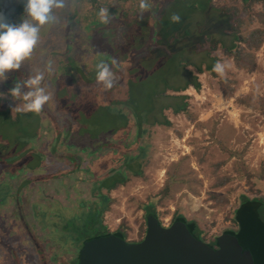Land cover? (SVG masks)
Masks as SVG:
<instances>
[{"label": "rangeland", "instance_id": "374dc122", "mask_svg": "<svg viewBox=\"0 0 264 264\" xmlns=\"http://www.w3.org/2000/svg\"><path fill=\"white\" fill-rule=\"evenodd\" d=\"M108 1L66 0L63 9L53 10L56 21L41 27L31 58L0 81V93L9 97L7 102L0 101V264H52L50 248L42 234L35 233V223L38 230L45 225L55 229L58 241L71 245L108 231L96 213L84 223L72 219L76 206L64 210L66 194L76 197L78 212L93 207L89 203L95 196L90 192L93 179L99 181L102 171L116 165V148L109 152L111 156L106 157L107 150L102 149L96 159L79 158L77 154L89 142L94 141L92 147L107 144L111 149L110 141L120 136L126 141L119 145L129 147L121 155L136 153L138 157L146 152L140 177L128 172L126 184L108 193L103 190L109 198L104 222L111 230L121 225L129 235L135 234L143 223L142 206L152 201L162 225L182 214L197 222L201 237L209 241L230 228L226 225H234L233 211L240 195L264 197V44L254 52L253 72L237 69L220 45L213 53L228 65L223 75L217 73L234 89L233 97L226 98L217 79L198 73L196 67L204 68L209 62L206 37L224 46L231 44L227 16L211 9L207 0H122L113 8H108ZM13 3L0 0V14ZM102 8L110 14L108 23L92 28L89 20H100ZM173 15L180 16L178 23L172 22ZM26 18L21 15L11 23ZM81 26L90 30L80 32ZM99 63L114 73L111 88L97 82ZM184 64L197 75L200 91L188 87L182 93L167 91L168 96H162L165 88L188 79ZM38 72L44 74L42 86L51 99L40 113H25L18 110L23 107L22 98H13L10 92ZM175 95L188 96V112L175 115L164 110L179 101ZM119 111L126 119L120 120ZM163 112L171 127L158 123L163 121ZM136 115L146 131L139 146H133L140 131L136 122L131 125ZM63 148L68 149L65 155ZM53 150L58 156L52 157ZM138 169L136 160L126 168ZM64 171H68L65 176L49 180ZM18 178L23 184H15L5 209L7 187ZM36 180L40 197L63 200L65 205L42 206L48 213L62 214L60 225L39 213L34 196L23 193V185L35 190ZM168 184V196L156 197Z\"/></svg>", "mask_w": 264, "mask_h": 264}, {"label": "trees", "instance_id": "16d2710c", "mask_svg": "<svg viewBox=\"0 0 264 264\" xmlns=\"http://www.w3.org/2000/svg\"><path fill=\"white\" fill-rule=\"evenodd\" d=\"M95 1V0H94ZM224 2L220 5H216L214 0H207L208 5L211 9L220 11L223 15L228 17V28L226 33L232 37V42L229 46H224L221 44L220 41H213L211 42L210 37L205 38V44L209 45L207 50L209 62L204 66V68L196 67V71L198 73H206L212 77H215L217 81L222 85V89L226 98L233 97L234 89L230 88L228 84L225 82H229L227 79L219 78L217 73L213 71V66L220 62V59L213 55V53L217 50L218 46L220 45L224 51V55L227 58L233 60L234 66L239 70H246L248 72H253L255 69V59H254V52L258 51L262 45L264 44V0H223ZM95 6V5H94ZM258 6L259 10L254 11V7ZM99 9V7H96ZM25 15V8L23 2L16 10V12L11 15L10 17L6 18L4 21L7 23H11L15 17ZM182 68L187 71L188 79L178 85L177 87H172L170 89H166L160 93L162 96L166 95L167 91H172L175 93H182L188 87H193L196 91H200L201 84L197 75L188 68V65H182ZM192 79V80H191ZM188 98L187 95H175V99H179L178 102H175L174 105H167L164 107L165 109H170L173 114H181L188 112V102L186 99ZM237 102H242V98L236 99ZM163 110V111H164ZM111 112V111H110ZM120 112V111H119ZM163 121H158L160 125L171 127V121L162 113ZM120 120L126 119L123 113H119ZM135 117V116H134ZM136 121H132L131 125L134 126V123H137V127H139L140 131L137 134L136 141L133 146L139 144L142 136L146 133L145 129L142 127L143 124L139 122L138 117H135ZM138 132V131H137ZM129 139V138H128ZM104 140V139H103ZM116 140V143H115ZM121 140L126 141L125 138H121L120 136L114 137L112 140V144L110 141L111 149L106 148L105 146H97L95 145V149L97 150H107V156H111L109 154L110 151L116 148V156L114 157L113 165H119V162H123V168L126 169L128 163H132L133 160L138 159V157H123L120 155V151L123 146L119 145ZM94 143V141L92 142ZM91 142H89L88 146H84V148H90L92 146ZM100 147V148H99ZM113 151V152H114ZM102 157V156H101ZM117 161V162H116ZM130 161V162H129ZM115 166V165H114ZM121 167V166H119ZM110 168V167H109ZM116 168V167H114ZM118 168V167H117ZM103 173V174H102ZM101 175L99 176V184L101 188H106V190L111 191L117 188L119 185H124L128 181V177L124 174V172L113 168L106 169V171H102ZM133 175L135 177H139L142 175L140 170L133 171ZM104 183H102V182ZM106 181V182H105ZM111 182V183H110ZM226 181L222 182L224 184ZM169 192V184L166 185L165 188L161 189L156 197L160 196L161 200L163 197L168 196ZM159 199V200H160ZM152 203V201H151ZM148 207L146 206L147 211L152 212L156 215L155 205L156 203H152ZM101 212V211H100ZM101 213H98L97 217L100 216ZM93 214L91 216H84V218L89 219L90 221L93 218ZM184 220L190 227L192 233L196 235H200L199 230L200 226L195 221H189L186 219L185 216L182 214H176L174 216V220ZM233 223L237 228L235 231L226 230L225 233H230L237 236L240 244L245 249L254 248L256 243H259L264 240V197H248L247 195H240L239 196V204L233 211ZM85 221V220H83ZM101 223V219H100ZM101 234V233H100ZM197 237V236H196Z\"/></svg>", "mask_w": 264, "mask_h": 264}, {"label": "water", "instance_id": "95a60500", "mask_svg": "<svg viewBox=\"0 0 264 264\" xmlns=\"http://www.w3.org/2000/svg\"><path fill=\"white\" fill-rule=\"evenodd\" d=\"M22 0H14L2 18L13 15ZM14 85H9L13 88ZM141 242L128 243L109 233L84 242L78 264H264V240L245 249L237 236L224 233L216 238L217 248L198 239L184 220L163 227L156 215L146 219Z\"/></svg>", "mask_w": 264, "mask_h": 264}, {"label": "clouds", "instance_id": "9594fccd", "mask_svg": "<svg viewBox=\"0 0 264 264\" xmlns=\"http://www.w3.org/2000/svg\"><path fill=\"white\" fill-rule=\"evenodd\" d=\"M27 18L22 19L19 24L7 23L0 14V81L6 79L5 74L9 71L21 68L22 62L31 58V55L40 40L41 27L53 23L57 17L53 10L63 9L66 6V0H22ZM145 7L141 4V8ZM99 18L101 22L108 23L109 17L106 9H100ZM172 22L180 21L179 15L171 17ZM115 63V61H113ZM225 63L217 62L213 66V71L223 75L226 68ZM97 82L104 88L112 87L114 73L105 63L96 65ZM44 74L38 72L28 78L22 85H17L12 89L10 95L13 98H22L23 107L21 110L25 113H40L44 105L50 99L51 94L42 86ZM27 89V91H22ZM18 107V106H17Z\"/></svg>", "mask_w": 264, "mask_h": 264}, {"label": "flooded vegetation", "instance_id": "af4514ba", "mask_svg": "<svg viewBox=\"0 0 264 264\" xmlns=\"http://www.w3.org/2000/svg\"><path fill=\"white\" fill-rule=\"evenodd\" d=\"M55 143L56 142L53 141V144H55ZM123 146H125V144H123ZM137 146H139V144H137ZM140 147H142V146L140 145ZM54 148L57 149L58 147L55 146ZM59 148H61V147L59 146ZM93 148L94 147H91V148L88 147L86 149H82L81 152L77 154V156H79V158H83V155H85V156L88 157L87 160H89L90 157H91L90 160L96 159L97 157H100V155L98 154V151L99 150H97V149L94 148L96 150V151H94ZM126 149H129V147H126L125 146L124 148L121 149V151H126ZM67 150H68L67 148H63L62 151H61V153L63 155H65L67 153L66 152ZM69 150L72 151V149H69ZM52 153H53L52 154V157L58 156V155H55V154H57L55 152V150H53ZM145 153L142 152V154L139 155L140 157L138 159H135L136 161L139 162V169L138 170H140V171H141V168L143 167L141 160L145 156ZM135 154L136 153H134V155H127V156L124 154L123 157H126V158L135 157L136 156ZM122 163L123 162H119V165H115L114 167H116V168H113V170L118 169L121 172L123 171L124 174L127 177H128V174H127L128 172L133 175V171H128V170L124 169L123 166H122L124 164H122ZM119 166H121V167H119ZM73 168L76 169V167H73ZM108 169H110V168H108ZM135 171H137V170H135ZM67 172L68 171H64V173L54 174V175H52V177H50L49 180L53 179V177H57V176H61L62 177V176H65V174H67ZM86 173L91 174L92 172L89 171V170H87ZM90 176H92V175H90ZM96 179H93V181H92V184L93 185H91L92 189L90 191L91 193H94L95 194V196L92 198V201L89 202V203H91V205L93 204V207L87 208V209H82L81 212L76 211V210H78L77 209V205L74 202V199L76 197L73 196V195L66 194L68 196L65 197V201H66V203H65L66 205H65L64 202H63V200L62 199H58V198L56 199L55 198L56 196L54 198L49 197V195L48 196L42 195L40 197V195H38L37 192H36V190H37V187H36L37 186V180L34 183L35 190H32V188L30 187V185H28V186L23 185L24 188H26V189H23V193H26L27 192L28 195L34 196V198L37 199V201L39 202V204H38L39 205L38 206L39 213L41 215H44V216H48L49 215L52 218V221H53V223L55 225H60V222H62V219H61L62 214H60V213H54V214L53 213H48L47 210H46V208H44V207H43L44 209L42 208V206H46L48 203L52 204V202L53 203L54 202L55 203L57 202V203H59L61 205H65V209H64L65 212H67V210L70 211L72 205L76 206L75 207L76 209L74 208L75 210L73 212H71V215L73 217L72 219L74 221H82L84 223L90 222V220L84 218V216H86V215L91 216L92 214L94 215L95 213L98 215V213L103 208V212L100 214L101 224L103 226H105L108 229V231L103 232L101 234H97L96 236H93V237H88V238L86 237L84 239V241H82L81 243L76 244V245H71V244H66V243H63V242H59L58 241V235L55 233V231H56L55 229H53V228L45 225L46 227L40 226L39 227V230H38L36 228V223H35V225H34L35 233H37V234L38 233H41L42 236H43V238H44V241L46 242L47 248H50L48 254H49V257H50V262H52V264H78L79 252H80V250H81L84 242L87 241V240H89V239H91V238L99 237V236L106 235V234H109V233H114V234H117V235L122 236L125 239V241H127L128 243H138V242H141L143 240V238H144V236L146 234V229H147V225H146L147 216L150 215V214H153L152 212L147 211L146 206L148 207V205L151 206V205H154V204L147 203L146 205H143L142 206V210H143L142 211V214H143V223H140L139 227L135 230V234H130L129 235L128 232H127V229L123 228V226H121V225H118L114 230H111L105 224V222H104V214H105L106 210L108 209L109 198L107 197V194L106 193H103V190H106L105 188H100L99 187V188L96 189V184H97V182H99ZM128 179H129V177H128ZM39 180H41V179H39ZM14 181H15L14 184H13L14 186H15V184H17V185L20 184V183L23 184V181H20L19 178L16 179V180L14 179ZM119 186H121V185H119ZM106 192L108 193L110 191L106 190ZM23 198H24V195H23ZM6 200L7 201L5 202V205L3 204L4 207H5V209H6V206H8L9 205V202H10L8 200V198ZM40 202H42L44 205H40ZM94 208H96V210H94ZM155 211H156V208H155ZM155 213H156V216L158 217L157 211ZM153 215H155V214H153ZM158 219H159V217H158ZM83 220H85V221H83ZM174 221L175 220L173 218L169 225H162L161 221L159 220L160 224L163 227H169ZM38 223H40V222H38ZM142 224H144V225H142ZM40 225H44V224H41L40 223ZM236 229L237 228L235 227V228H233L231 230L232 231H235ZM224 233H225V231H222L220 234H218V235L214 236L213 238L209 239V241H206L199 234L196 235V236H197L198 239H200L203 242L209 244L213 248H217L218 245H217L216 238L218 236L224 234Z\"/></svg>", "mask_w": 264, "mask_h": 264}, {"label": "crops", "instance_id": "0c3cea01", "mask_svg": "<svg viewBox=\"0 0 264 264\" xmlns=\"http://www.w3.org/2000/svg\"><path fill=\"white\" fill-rule=\"evenodd\" d=\"M93 1H94V0H93ZM108 2H109V3L107 4V5H108V8H109V7H112V8H113V7H117L118 5H120V3L122 2V0H109ZM95 6H96V5H95ZM96 7H98V6H96ZM108 10H110V9H108ZM112 10H113V9H112ZM112 10H110V11H112ZM113 11H114V10H113ZM109 13H110V12H109ZM20 16H21V15H20ZM20 16H19V17H20ZM22 16H24V15H22ZM19 17H18V16L15 17L14 20H17L16 18H19ZM95 17H96V16H95ZM108 17L110 18V14H108ZM14 20H13V21H14ZM89 21H90V23L93 24V25L90 24V26L92 25V28H94V26H95V27L98 26L97 29L103 27L102 24H99V23L101 22V20H99L97 17H96V18H91ZM82 22H83V21H82ZM80 29H82V30H80V32H84V31L87 32L88 30H90V29H89V26H84V27L81 26ZM77 36L80 37V34H77ZM82 38H84V37H82ZM82 38H80V39H82ZM189 67H190V66H188V68H189ZM197 67H199V66H197ZM186 80H187V79H186ZM186 80H185V81H186ZM183 83H184V82H183ZM8 98H9V97H8L7 95L2 94V92L0 93V101H1V102H2V101L7 102V101H8ZM13 101H15V99H13ZM13 101H12V102H13ZM9 184H10V183H9ZM16 187H17V186H16ZM7 188H8L9 190L7 189V191H6V189H5V191H6V193H5L6 197H5V198H6V199L9 198V197H10V198L13 197V193H14V192H13V189H14L13 182H12V183L9 185V187H7ZM17 189H18V187H17ZM17 191H18V190H17ZM17 191H16V192H17ZM5 195H4V196H5Z\"/></svg>", "mask_w": 264, "mask_h": 264}, {"label": "built area", "instance_id": "2783aa9c", "mask_svg": "<svg viewBox=\"0 0 264 264\" xmlns=\"http://www.w3.org/2000/svg\"><path fill=\"white\" fill-rule=\"evenodd\" d=\"M226 226H230V228L229 229H227V230H231V229H233V228H235V225H226ZM226 231V230H225Z\"/></svg>", "mask_w": 264, "mask_h": 264}]
</instances>
